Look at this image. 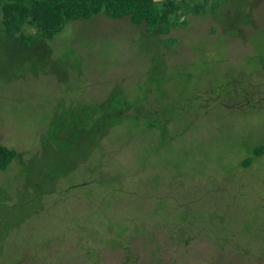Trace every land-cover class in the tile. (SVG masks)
<instances>
[{
	"label": "rangeland",
	"instance_id": "374dc122",
	"mask_svg": "<svg viewBox=\"0 0 264 264\" xmlns=\"http://www.w3.org/2000/svg\"><path fill=\"white\" fill-rule=\"evenodd\" d=\"M195 3L170 46L0 24V264H264V0Z\"/></svg>",
	"mask_w": 264,
	"mask_h": 264
},
{
	"label": "trees",
	"instance_id": "16d2710c",
	"mask_svg": "<svg viewBox=\"0 0 264 264\" xmlns=\"http://www.w3.org/2000/svg\"><path fill=\"white\" fill-rule=\"evenodd\" d=\"M207 3V0H204ZM219 2L212 4L215 9ZM194 5V12H201L203 4L195 0H0V24L7 37H18L22 45L39 40L51 41L54 35L69 21L88 20L97 15L109 19L127 18L134 25H145V31L160 39L165 46L175 42L168 36L171 29L185 24V20L173 17ZM29 25L35 33L22 34ZM15 150L0 145V170H5L12 161ZM254 156L264 155V144L255 147ZM251 157L242 161V166L251 163Z\"/></svg>",
	"mask_w": 264,
	"mask_h": 264
}]
</instances>
